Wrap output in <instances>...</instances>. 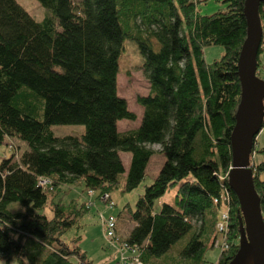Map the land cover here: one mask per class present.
Returning <instances> with one entry per match:
<instances>
[{"label": "trees", "instance_id": "1", "mask_svg": "<svg viewBox=\"0 0 264 264\" xmlns=\"http://www.w3.org/2000/svg\"><path fill=\"white\" fill-rule=\"evenodd\" d=\"M36 1L50 12L40 22L15 0H0V144L14 138L27 146L18 157H0V259L91 264L77 245L80 237L70 245L62 239L89 210L65 196L72 187L98 199L120 187L132 192L153 153L146 146L160 145L165 161L158 175L134 209L127 207L134 226L123 242L135 254L126 257L162 264L157 259L186 236L179 264H212L207 258L223 237L217 229L223 209L227 249H216L215 264H227L238 247L241 221L227 178L240 99L236 65L246 36L244 0H217L224 8L209 15L197 11L208 0ZM258 12L257 75L264 3ZM124 39L136 42L149 90L136 98L143 109L138 127L119 132L117 121L136 119L117 95ZM212 45L223 53L209 64L203 49ZM58 125L82 126L83 132L55 137L51 127ZM118 152L131 155L127 171ZM259 153L262 160L250 161V168L264 222V147ZM174 187L175 205L154 210L155 200ZM10 204L21 210L12 212Z\"/></svg>", "mask_w": 264, "mask_h": 264}, {"label": "rangeland", "instance_id": "2", "mask_svg": "<svg viewBox=\"0 0 264 264\" xmlns=\"http://www.w3.org/2000/svg\"><path fill=\"white\" fill-rule=\"evenodd\" d=\"M34 20L40 22L46 15H50V12L43 7L36 0H15ZM223 5L217 0H208L205 4H200L197 7V11L200 15H209L220 9H223ZM223 53L221 46H207L203 49V55L206 63H212L215 59H218ZM259 68L257 77L264 78V48L259 53ZM142 58L138 52L136 42L129 39H124L122 43V50L118 59L119 73L117 74V95L124 99L128 111L135 115V120L122 119L117 121V129L119 132H126L135 129L140 124L143 109L140 107L136 98L138 96H146L149 90L148 81L141 69ZM39 119H42V106L38 110ZM55 137H63L68 135L80 136L83 132L82 126L77 125H58L51 127ZM255 152L250 158L253 164H258L263 156L259 153V149L264 147V129L259 132L255 138ZM146 148L150 149L153 153L149 159L146 167L145 176L139 186L129 193H121V187L113 191L110 196L103 201L102 195L99 199L96 195H90L89 192H82V187H72L69 193L65 196L64 201L68 202L69 199L74 198L79 203H84L89 208L85 217L80 221L79 227H74L69 230L63 236V241L67 244L72 243L74 237H80L77 245L80 250L85 253L87 260L91 264H116L119 258V247L124 243L125 237L128 235L130 228L134 226V223L128 217L127 207L131 210L134 209L137 198L143 193L144 187L149 185L158 175L160 168L162 167L165 158L161 151L160 145H147ZM27 150L25 143L14 139L5 138L4 142L0 144V157L8 158L12 154L15 157L21 155L22 152ZM119 157L123 161L125 170L127 171L130 162V153L118 152ZM175 193L176 187L167 190L161 197L155 200L153 204L154 210H159L162 204L175 205ZM113 203L111 210L107 208V204ZM20 209L17 204H10L9 209L12 212ZM45 214L50 217V209H45ZM112 212L116 219V228L114 231V239H108L104 236L103 225L101 217L107 213ZM196 227V226H195ZM197 228H195L196 230ZM187 241L186 236L179 240L172 246L166 254L161 256L158 261L163 260L162 264H179L178 250L185 245ZM227 242V237H219L214 242V250L212 258L208 257L207 252L205 257L209 263L215 264L217 262V251L224 252L227 247L224 245ZM223 245V246H222ZM220 254V253H219ZM218 254V255H219ZM211 256V255H210ZM218 258V256H217ZM216 259V260H215ZM0 264H6L0 259ZM9 264H15L11 262Z\"/></svg>", "mask_w": 264, "mask_h": 264}, {"label": "water", "instance_id": "3", "mask_svg": "<svg viewBox=\"0 0 264 264\" xmlns=\"http://www.w3.org/2000/svg\"><path fill=\"white\" fill-rule=\"evenodd\" d=\"M261 3L264 0H244L243 5L246 36L236 65L240 99L230 134L231 169L227 178L239 205L241 221L238 247L227 264H264V222L250 168V153L264 118V80L256 75L262 39L258 12Z\"/></svg>", "mask_w": 264, "mask_h": 264}, {"label": "built area", "instance_id": "4", "mask_svg": "<svg viewBox=\"0 0 264 264\" xmlns=\"http://www.w3.org/2000/svg\"><path fill=\"white\" fill-rule=\"evenodd\" d=\"M46 182L45 181H41L40 184L44 185ZM90 195H92V192H89ZM109 196L107 194H104L102 196V200L105 201ZM222 201L228 202V196L225 195L222 198ZM217 200H214V203H217ZM113 203H109L107 204V208L109 210L112 209L113 207ZM101 221H102V225H103V229H104V236L108 239H114V231L116 228V219L113 216L112 212L107 213L106 215H103L101 217ZM228 222V213L225 212L223 209L221 211L220 214V221L217 225V229L219 232H222L223 237L226 234V225ZM223 246V245H222ZM119 263L120 264H141L139 259L137 257H131V258H127L126 255L130 254L131 256L135 254V250L132 249L131 247H129L128 245H126L125 243H123L120 247H119ZM130 260V261H129Z\"/></svg>", "mask_w": 264, "mask_h": 264}, {"label": "crops", "instance_id": "5", "mask_svg": "<svg viewBox=\"0 0 264 264\" xmlns=\"http://www.w3.org/2000/svg\"><path fill=\"white\" fill-rule=\"evenodd\" d=\"M118 155H119V154H118ZM120 159H121V157H120ZM121 161H122V160H121ZM122 163H123V161H122ZM123 165H124V164H123ZM124 168H125V167H124ZM116 222H117V221H116ZM131 229H132V228H130L129 231H130ZM129 231H128V232H129Z\"/></svg>", "mask_w": 264, "mask_h": 264}]
</instances>
